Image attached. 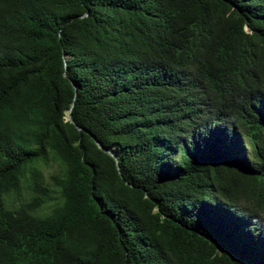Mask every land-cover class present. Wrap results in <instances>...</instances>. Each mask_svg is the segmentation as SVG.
Returning a JSON list of instances; mask_svg holds the SVG:
<instances>
[{
  "label": "trees",
  "instance_id": "16d2710c",
  "mask_svg": "<svg viewBox=\"0 0 264 264\" xmlns=\"http://www.w3.org/2000/svg\"><path fill=\"white\" fill-rule=\"evenodd\" d=\"M263 24L264 0H0V264H264Z\"/></svg>",
  "mask_w": 264,
  "mask_h": 264
},
{
  "label": "rangeland",
  "instance_id": "374dc122",
  "mask_svg": "<svg viewBox=\"0 0 264 264\" xmlns=\"http://www.w3.org/2000/svg\"><path fill=\"white\" fill-rule=\"evenodd\" d=\"M30 191H29V186H28V182H23L20 188V191L18 194H11L8 198V203L12 206V205H16L19 202H21L24 198H27V196H29ZM51 204H47L45 205L42 209L43 211H48L49 210V206Z\"/></svg>",
  "mask_w": 264,
  "mask_h": 264
},
{
  "label": "clouds",
  "instance_id": "9594fccd",
  "mask_svg": "<svg viewBox=\"0 0 264 264\" xmlns=\"http://www.w3.org/2000/svg\"><path fill=\"white\" fill-rule=\"evenodd\" d=\"M245 29L247 30L248 28L247 27H245ZM261 30H262V33H263V36H264V24H263V26L261 27ZM260 30V31H261ZM201 91L206 95V96H208L209 97V95L207 94V92L205 91V89H201ZM210 98V97H209ZM211 99V98H210ZM245 151H246V153H247V149H245ZM248 157V156H247Z\"/></svg>",
  "mask_w": 264,
  "mask_h": 264
},
{
  "label": "water",
  "instance_id": "95a60500",
  "mask_svg": "<svg viewBox=\"0 0 264 264\" xmlns=\"http://www.w3.org/2000/svg\"><path fill=\"white\" fill-rule=\"evenodd\" d=\"M70 114H68V116H69Z\"/></svg>",
  "mask_w": 264,
  "mask_h": 264
}]
</instances>
